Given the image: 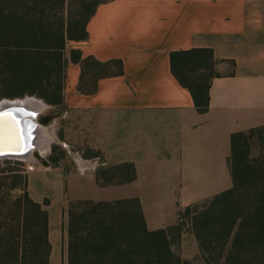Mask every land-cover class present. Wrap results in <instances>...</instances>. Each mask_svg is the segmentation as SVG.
<instances>
[{"label": "crops", "instance_id": "0c3cea01", "mask_svg": "<svg viewBox=\"0 0 264 264\" xmlns=\"http://www.w3.org/2000/svg\"><path fill=\"white\" fill-rule=\"evenodd\" d=\"M87 31L66 45L65 135H77L81 149H98L102 158H83L70 175L68 186L78 187L73 198L136 196L149 229L170 227L179 209L232 186V133L264 125V0H107ZM192 47H210L217 59L205 113L171 70L170 52ZM72 49L121 59L122 73L81 93ZM125 161L134 163L133 180L97 183L98 165ZM172 248L186 259L199 256L191 229ZM197 264L206 263L200 257Z\"/></svg>", "mask_w": 264, "mask_h": 264}, {"label": "trees", "instance_id": "16d2710c", "mask_svg": "<svg viewBox=\"0 0 264 264\" xmlns=\"http://www.w3.org/2000/svg\"><path fill=\"white\" fill-rule=\"evenodd\" d=\"M105 1L0 0V99L34 95L64 107L67 41L88 37L87 23ZM70 59L81 65V93L95 92L99 78L123 70L121 59L102 61L80 49H72ZM216 62L210 47L170 52L172 73L200 113L209 109ZM255 140L264 141V125L232 133V186L179 209L170 227L149 229L136 196L68 199L63 264H193L172 248L185 222L206 264H264V158L251 153ZM56 149L47 158L54 165ZM97 156L101 151L92 150L90 157ZM1 164L7 167H0V264H53L48 210L30 196L22 161L3 158ZM95 173L99 185L136 177L132 161L101 165Z\"/></svg>", "mask_w": 264, "mask_h": 264}, {"label": "rangeland", "instance_id": "374dc122", "mask_svg": "<svg viewBox=\"0 0 264 264\" xmlns=\"http://www.w3.org/2000/svg\"><path fill=\"white\" fill-rule=\"evenodd\" d=\"M27 97L36 98L44 103V105H39L40 110L36 115V119L47 133L48 144L44 148L36 145L33 148L32 157L30 158H6L18 159L23 162L22 167H24L27 174V190L30 196L35 200L42 202L44 208H46L49 212V239L52 244L50 261L53 264H63L66 261L65 255L67 254V203L68 199H75L73 196L78 194V187L76 186L70 188L68 186V180L71 174L79 173L80 168L83 166L80 165L83 158L97 157L85 156V154L91 155L92 149H81L78 144L77 135H65V128L68 126L69 120L66 118L64 107L52 106L44 99L34 95L16 98L4 97L0 99V101L3 99H25ZM54 145H57L55 155H57L60 159L58 165H54L47 160ZM251 153L263 159L264 141H253ZM98 158L101 160L102 156ZM1 159L3 158H0V160ZM13 164L14 163L12 162L11 166ZM99 166L101 165H98V167ZM0 167L7 166L5 164H1ZM114 190H107L105 193L106 195H109L114 193ZM184 228L190 229V223L185 222L183 225V229ZM189 246V241L187 242V240H185V247L189 248ZM192 258L197 264L200 256ZM191 261L192 263L194 262L193 260Z\"/></svg>", "mask_w": 264, "mask_h": 264}, {"label": "bare ground", "instance_id": "6f19581e", "mask_svg": "<svg viewBox=\"0 0 264 264\" xmlns=\"http://www.w3.org/2000/svg\"><path fill=\"white\" fill-rule=\"evenodd\" d=\"M4 103L7 105H14L16 108H20L32 118H30V120H28V122L26 123L29 128V137L27 136L23 143L22 141L20 143L18 142V144H22L24 147H30V149L24 155L30 158L32 157L33 148L36 145L44 148L48 144L47 133L36 119V115L40 110L39 105H44V103L33 97H27L25 99H14L13 101L5 100ZM16 118L17 120L11 115H8L6 116V118L0 119V142L5 145H9L10 143L17 141L14 123H16L17 127H20L19 120H21V117L18 120L17 115Z\"/></svg>", "mask_w": 264, "mask_h": 264}, {"label": "water", "instance_id": "95a60500", "mask_svg": "<svg viewBox=\"0 0 264 264\" xmlns=\"http://www.w3.org/2000/svg\"><path fill=\"white\" fill-rule=\"evenodd\" d=\"M5 100L13 101L11 99H3L0 101V119L6 118V116L11 115L17 120L16 116L18 115V120L20 119V117L21 120H19L20 127H17L16 123H14L17 141L10 143L9 145H5L0 142V158L26 157L24 155L30 149V147H24L22 144H18V142L20 143L22 141L23 143L25 138H27V136L29 137V128L26 123L28 122V120H30L31 117L20 108H16L14 105L5 104Z\"/></svg>", "mask_w": 264, "mask_h": 264}]
</instances>
